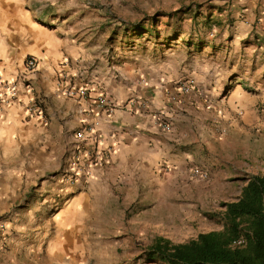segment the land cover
<instances>
[{"label":"crops","instance_id":"0c3cea01","mask_svg":"<svg viewBox=\"0 0 264 264\" xmlns=\"http://www.w3.org/2000/svg\"><path fill=\"white\" fill-rule=\"evenodd\" d=\"M263 6L264 0L233 4L236 21L221 34L223 62L188 70L183 61L164 67L132 56L115 65L114 58H101L109 48L100 42L93 45L100 61L86 65L82 35L44 26L47 18L66 19L64 12L52 19L48 5L0 0V76L15 80L28 57L39 60L31 88L21 87L17 101L0 107V214L13 199L28 197L14 216L0 221V264H147L142 244L157 236L189 240L186 231L178 235L172 228L205 192L197 184L207 182L220 209L221 200H237L258 168L251 160H227L218 135L191 131L183 112L197 116L214 108L232 119L260 113ZM87 67H93L90 73ZM187 72L184 82L176 81ZM189 80L196 91L184 94L181 85ZM228 83L233 87L226 93ZM247 87L254 92L250 104ZM101 96L114 107L98 104ZM37 98L43 101L39 116L29 111ZM164 111L170 131L156 122ZM79 132L85 137L78 139ZM201 151L209 159L199 160ZM74 162L83 168L80 176L71 172ZM193 169L208 178L194 177Z\"/></svg>","mask_w":264,"mask_h":264},{"label":"rangeland","instance_id":"374dc122","mask_svg":"<svg viewBox=\"0 0 264 264\" xmlns=\"http://www.w3.org/2000/svg\"><path fill=\"white\" fill-rule=\"evenodd\" d=\"M27 1L37 8L41 5H48L49 16H52V19H54L53 15L64 12L67 16L66 19H62L60 23H57L47 18L44 26L49 30L59 28L65 35L74 32L82 35L81 37L86 40L87 45L86 51H84L86 65L100 61L98 57L100 53H96L100 49L98 51L97 46H93L100 42V46H104V49L109 48L108 51L103 52V57H100L105 60L110 57L109 62H112V58H114L115 65L128 61L132 56L133 58L140 57L139 59L146 61L147 64L158 63L163 64L164 67H170L179 61H183L182 66H186L188 70L191 68L205 70L214 64L223 62L227 48L221 42L223 39L221 34L227 29V26L232 27L236 21L235 18L231 17L230 10L237 1L245 2L248 0ZM169 15L171 17H168ZM208 16L210 17L209 21ZM153 20L156 21L153 22ZM137 25H143L147 32L142 37L127 31L128 29L132 30V27ZM175 32L182 36H175ZM187 34H191V39H195L193 41L194 45L190 44L188 46L186 44ZM191 39L188 40L191 42ZM200 41L203 42L205 47L197 45L200 44ZM210 42L214 44L207 45ZM109 45L114 46V49ZM140 48L142 49L138 52ZM193 48L194 50H192ZM231 51L232 48L229 47L228 52ZM103 62L102 60L101 63ZM88 70L87 67L85 71L90 73L91 70ZM189 76L190 73H184L180 80L176 81L184 82ZM232 87L233 85L228 83L226 93ZM243 89L247 101H249L248 104H250L254 92L248 91L249 87ZM206 105L208 104H205V107H207ZM258 106L260 113L243 119H232L231 117L219 115L214 108L213 110H209V108L204 109V111L198 110L197 112L200 114H197V116L203 115V118L191 114L187 116L186 112H183V115H186V124H188L191 131L195 133L196 131H202L210 135L215 132L218 135L216 143L223 142L227 145L226 151L223 152L227 156V160L231 162L241 159L244 162L251 160L254 162V167L258 168L257 171L264 172V103L260 102ZM216 108L218 109V107ZM230 113H232L231 109ZM225 132L226 134H224ZM241 152L243 153L240 154ZM197 154L199 160L209 159L204 151L197 152ZM196 188L197 191L204 190L205 192L199 194L200 197L196 194L195 206L186 210L185 214H180L178 216L180 220L172 228L175 234H178L181 230L186 231L183 236L184 240L196 237L201 232L221 230L223 227L217 218L212 217V214L221 210L216 197H213L214 191L208 190L207 182L197 184ZM26 199L28 200V197L24 198V196L20 199H13L11 207L5 208L6 210H3L5 212L0 214V221L6 222L14 216V211L17 212L18 208H21L27 202ZM184 201L187 200L184 199ZM223 202L225 201L221 200L220 204ZM7 204H10V202ZM142 245L139 247L141 250L146 246Z\"/></svg>","mask_w":264,"mask_h":264},{"label":"trees","instance_id":"16d2710c","mask_svg":"<svg viewBox=\"0 0 264 264\" xmlns=\"http://www.w3.org/2000/svg\"><path fill=\"white\" fill-rule=\"evenodd\" d=\"M127 31L139 37L147 33L143 25ZM178 35L182 36L175 32ZM245 181L240 197L223 202L220 212L212 214L222 223L221 230L200 233L183 243L157 236L140 257L147 264H264V172ZM241 238L245 244L235 246Z\"/></svg>","mask_w":264,"mask_h":264},{"label":"built area","instance_id":"2783aa9c","mask_svg":"<svg viewBox=\"0 0 264 264\" xmlns=\"http://www.w3.org/2000/svg\"><path fill=\"white\" fill-rule=\"evenodd\" d=\"M39 64V60L35 56H30L27 58L23 72L15 79V80H7L0 76V107L5 106L6 104L17 101L19 92L21 87L31 88L32 85V75L36 71ZM196 91L195 82L193 80H189L181 85V92L184 94H190ZM73 95L85 96L86 92H78L73 93ZM98 104L104 106L114 107L112 102H109L105 97L98 98ZM43 105V101L40 98L35 99L34 103L30 107L29 111L32 114H36L37 116L43 115V110L41 106ZM156 122L158 124H162L163 129L170 131L172 126L170 124L169 118L166 115V112L158 113L156 116ZM88 134H94L95 131L92 128H88L86 131ZM84 132H79L77 135L78 139H81L84 136ZM78 162H74L72 165V173L73 175L80 176L82 174L83 168L80 169L77 164ZM192 174L196 178L206 179L208 178V173L201 169H193ZM76 178H74L75 180ZM245 244L244 239H239L234 243L235 246H242Z\"/></svg>","mask_w":264,"mask_h":264}]
</instances>
